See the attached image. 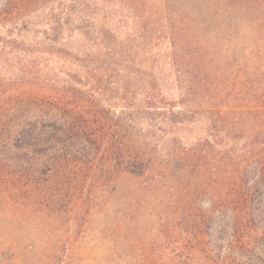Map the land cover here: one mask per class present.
Listing matches in <instances>:
<instances>
[{"label":"rangeland","instance_id":"obj_1","mask_svg":"<svg viewBox=\"0 0 264 264\" xmlns=\"http://www.w3.org/2000/svg\"><path fill=\"white\" fill-rule=\"evenodd\" d=\"M33 8L26 37L54 63L20 85L90 96L82 108L92 133L74 145L79 160L55 162L51 181L6 167L0 264H182L170 241L202 228L198 215L210 232L219 224L225 248L238 210L229 190L244 188L234 172L242 134L264 121V0H35ZM16 67L0 57L1 90L11 86L2 74ZM127 156L143 174L123 167ZM247 172L264 228V176L253 182L258 169ZM235 260L264 264V243Z\"/></svg>","mask_w":264,"mask_h":264},{"label":"trees","instance_id":"obj_2","mask_svg":"<svg viewBox=\"0 0 264 264\" xmlns=\"http://www.w3.org/2000/svg\"><path fill=\"white\" fill-rule=\"evenodd\" d=\"M34 2L0 0V57L10 67L13 63L17 65L14 71L2 74L11 86L4 90L0 86V176L7 175L6 167L17 166L23 171H33L36 174L34 179L47 182L52 180L55 162L79 160L77 156L82 149L75 152L74 145L87 133H92L91 126L86 124L89 120L87 112L82 108L83 102L90 100V96L84 95L85 100L76 95L77 91L65 93L66 90L60 91L44 81L39 82L43 83L41 86L20 85L29 77L38 81V77L34 76L36 67L41 68L40 72L47 73L54 63V57L47 50L26 37L28 30H33ZM147 103L153 106L155 101L148 98ZM235 120L238 121L237 118ZM236 123L231 122L235 129ZM242 135L247 147L245 150L240 148L241 155H244L241 170L236 168L234 172L240 175L238 179L244 188L229 190L231 200L238 207L231 212L228 224L231 233L227 234L230 239L227 244L225 239V248H222L220 242L226 236L221 234L222 228L217 230V224L216 231L210 232L211 223L198 215L195 218L200 219L202 228L186 230L182 236L170 241L174 244L173 258L179 263L189 264L198 258L202 260L201 264H233L236 258L250 257L253 249L264 243L260 200L256 199L257 186L245 187V182L250 179L247 168L258 169L252 175L251 179L255 178L253 182L264 176V121L260 120L257 128ZM236 137L231 136L232 139ZM231 150L232 147L228 153H233ZM127 158L121 162L123 167L134 175L143 174L142 169L130 170L139 167L140 160ZM170 257L168 253L167 259Z\"/></svg>","mask_w":264,"mask_h":264}]
</instances>
